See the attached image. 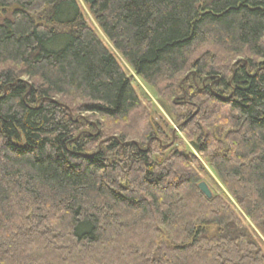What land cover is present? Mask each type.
Listing matches in <instances>:
<instances>
[{"label":"trees","instance_id":"obj_1","mask_svg":"<svg viewBox=\"0 0 264 264\" xmlns=\"http://www.w3.org/2000/svg\"><path fill=\"white\" fill-rule=\"evenodd\" d=\"M82 1L176 129L78 0H0V264H264V0Z\"/></svg>","mask_w":264,"mask_h":264},{"label":"rangeland","instance_id":"obj_2","mask_svg":"<svg viewBox=\"0 0 264 264\" xmlns=\"http://www.w3.org/2000/svg\"><path fill=\"white\" fill-rule=\"evenodd\" d=\"M78 2L80 5V10L84 15V19H85L87 25L93 30V32L96 34V36H98L100 38L102 43H104L106 45V47L108 49H110V46L104 40L103 35L100 33V31H99L98 27L96 26V24L94 23L93 19L88 14L87 4H85L82 0H78ZM109 51L112 52L111 49ZM113 55L116 58L119 66L124 70L126 75L130 78L132 87L134 88L138 98L141 100V102L144 103L145 109L148 108V110L150 112L151 119L152 120L154 119V122H156V123L158 121L160 122V124H161L160 129L161 130H165L167 132H169L170 131L169 129H171V128L175 130L176 129L175 125L172 121V118L169 116L170 115L169 114V112H170L169 105L166 104L165 101L159 100V98L156 97V95H154L152 93V91L145 84H143L141 80H139L133 74V72L121 60V58H118V56L115 53H113ZM154 122L152 124H154ZM173 143H175V147H177L179 151H183V152L190 151V152H192V154L196 158H199L195 153H193V151L190 147L191 144L189 143V141L186 139V137L182 133L177 132L176 142L174 141ZM200 163L202 164L204 171H205V175L201 174V181L204 182L205 184H207L209 186L208 188L210 190L217 192V193H224L226 195L225 189L220 184V182L218 181V179L214 175V173L211 171V169L209 167H207V165H205L202 160H200ZM242 221L244 222V225L246 227H248L250 230H252L255 233V235H256L255 238L257 241L260 242L259 247L262 250L263 255H264V237L260 234V232L253 225H251V223L247 219L242 217Z\"/></svg>","mask_w":264,"mask_h":264},{"label":"water","instance_id":"obj_3","mask_svg":"<svg viewBox=\"0 0 264 264\" xmlns=\"http://www.w3.org/2000/svg\"><path fill=\"white\" fill-rule=\"evenodd\" d=\"M89 4H91L94 0H87ZM198 189L200 190V192L205 195V197L207 198H210L211 197V192L208 188V186L204 183V182H201L199 185H198Z\"/></svg>","mask_w":264,"mask_h":264}]
</instances>
